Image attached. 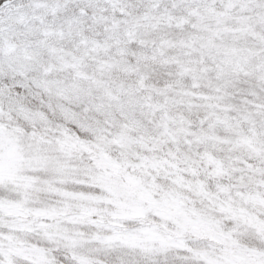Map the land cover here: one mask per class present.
Here are the masks:
<instances>
[{
	"label": "snow or ice",
	"instance_id": "6c2138e0",
	"mask_svg": "<svg viewBox=\"0 0 264 264\" xmlns=\"http://www.w3.org/2000/svg\"><path fill=\"white\" fill-rule=\"evenodd\" d=\"M0 264H264V0H0Z\"/></svg>",
	"mask_w": 264,
	"mask_h": 264
}]
</instances>
